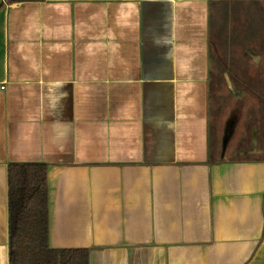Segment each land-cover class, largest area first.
<instances>
[{"label":"crops","instance_id":"1","mask_svg":"<svg viewBox=\"0 0 264 264\" xmlns=\"http://www.w3.org/2000/svg\"><path fill=\"white\" fill-rule=\"evenodd\" d=\"M224 31L249 48L254 87L233 89L248 106L218 153L211 43ZM258 65L264 0H0V264L7 168L27 163L47 168L52 249H87L89 264H264Z\"/></svg>","mask_w":264,"mask_h":264},{"label":"trees","instance_id":"2","mask_svg":"<svg viewBox=\"0 0 264 264\" xmlns=\"http://www.w3.org/2000/svg\"><path fill=\"white\" fill-rule=\"evenodd\" d=\"M248 35L243 37L248 39ZM214 56L211 43V58ZM46 174V166L39 163L10 164L7 168L9 264H89L87 249L49 247Z\"/></svg>","mask_w":264,"mask_h":264},{"label":"rangeland","instance_id":"3","mask_svg":"<svg viewBox=\"0 0 264 264\" xmlns=\"http://www.w3.org/2000/svg\"><path fill=\"white\" fill-rule=\"evenodd\" d=\"M216 16V15H215ZM215 19L221 21V24L226 23L218 16ZM216 39L213 43V52L215 56L211 61V73L213 84V98L211 102V122L214 124V131H216L217 149L218 153L221 150L222 137L225 133V126L228 125V121L232 119V114L241 107V110L246 109L248 103H238L233 97V89L242 88L243 91L253 88L251 82L246 79L251 73L248 59L250 56L249 48H244V45L236 43L233 38V33L219 32L215 34ZM248 45V42L246 43ZM246 45V46H247ZM247 62L246 64H243ZM263 65H258L257 69L262 70ZM248 91H246L247 93ZM248 95H245L243 100L249 99ZM243 108V109H242ZM228 123V124H227ZM233 140V137H232ZM231 140V141H232ZM234 141V140H233ZM227 152H230L229 158H235V145L230 143ZM259 156H264L263 153Z\"/></svg>","mask_w":264,"mask_h":264}]
</instances>
